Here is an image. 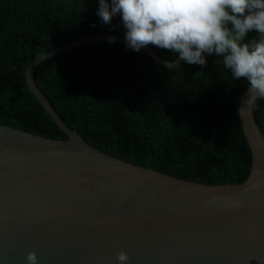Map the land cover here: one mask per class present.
<instances>
[{"label": "water", "instance_id": "water-1", "mask_svg": "<svg viewBox=\"0 0 264 264\" xmlns=\"http://www.w3.org/2000/svg\"><path fill=\"white\" fill-rule=\"evenodd\" d=\"M111 39V43L109 42ZM123 37H87L53 48L26 69V83L66 139L0 125V264H264V135L248 88L239 119L251 157L247 180L208 185L138 166L90 146L36 86L44 61ZM155 64L177 67L141 48Z\"/></svg>", "mask_w": 264, "mask_h": 264}, {"label": "trees", "instance_id": "trees-1", "mask_svg": "<svg viewBox=\"0 0 264 264\" xmlns=\"http://www.w3.org/2000/svg\"><path fill=\"white\" fill-rule=\"evenodd\" d=\"M110 2V0H109ZM99 0H0V125L66 139L29 90L38 56L96 36L125 38L119 15L97 16ZM259 39L250 33L247 40ZM162 59L178 56L148 45ZM207 64H155L126 45L91 44L42 62L36 86L68 127L92 147L129 163L208 185L247 180L252 157L239 119L248 84L222 58ZM264 135V98L254 105Z\"/></svg>", "mask_w": 264, "mask_h": 264}, {"label": "clouds", "instance_id": "clouds-1", "mask_svg": "<svg viewBox=\"0 0 264 264\" xmlns=\"http://www.w3.org/2000/svg\"><path fill=\"white\" fill-rule=\"evenodd\" d=\"M117 15L129 49L152 45L201 66L207 64L205 53L215 55L234 79L246 80L249 99L264 98V0H99L102 23L111 24ZM253 32L260 38L247 40ZM116 259L129 261L125 252ZM26 261L38 264L36 253Z\"/></svg>", "mask_w": 264, "mask_h": 264}]
</instances>
